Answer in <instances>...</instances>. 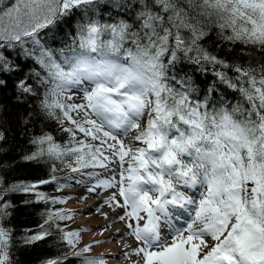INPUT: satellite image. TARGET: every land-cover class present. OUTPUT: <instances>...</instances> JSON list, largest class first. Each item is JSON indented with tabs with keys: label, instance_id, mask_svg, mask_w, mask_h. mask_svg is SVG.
Here are the masks:
<instances>
[{
	"label": "snow or ice",
	"instance_id": "6c2138e0",
	"mask_svg": "<svg viewBox=\"0 0 264 264\" xmlns=\"http://www.w3.org/2000/svg\"><path fill=\"white\" fill-rule=\"evenodd\" d=\"M213 29L217 47L264 54V0H0V91L11 84L32 109L20 159L46 169L10 180L0 162V264H25L49 241L59 251L39 264H107L92 254L105 241L81 246L88 229L66 223L76 213L55 207L68 198L48 185L104 194L99 232L115 228L127 264H264V62L214 54L203 43ZM187 65L238 97L202 88ZM34 120L68 139L30 133ZM36 205L41 222L18 228L19 210Z\"/></svg>",
	"mask_w": 264,
	"mask_h": 264
},
{
	"label": "trees",
	"instance_id": "16d2710c",
	"mask_svg": "<svg viewBox=\"0 0 264 264\" xmlns=\"http://www.w3.org/2000/svg\"><path fill=\"white\" fill-rule=\"evenodd\" d=\"M204 46L207 47L214 54L226 58L229 62H237L247 64L249 60L255 65L257 60L264 62V54L257 52L254 48L246 47L242 44L229 45L222 44L217 47V38L215 36V29H213V35L206 39ZM231 48V51L228 49ZM243 49V52H242ZM247 53H251V56ZM186 68L194 75V79H197L201 87L206 89L210 86H215L217 97L226 96L229 100H233L238 97V93L233 92L227 88L226 85L220 83L211 70L207 74H201L195 70L194 65H187ZM229 75H235L231 69L227 70ZM33 105L38 103L37 100L31 102ZM0 104L4 105V112L2 118L4 121V128L7 130V141L0 145V162L4 165V172L8 179L17 180H33L37 177L44 176L46 169L38 166L34 163H25L20 157L23 154L22 150L28 147L27 136L21 135V124L19 123L27 112L31 111L28 106H21L17 103L11 84L9 87L0 91ZM29 131L40 133L41 131L51 132L56 140L63 143L68 139L67 133L60 131L59 126L55 121L50 120H34L29 125ZM57 175H63V173H57ZM54 185L46 186L45 190L53 195H62V192H55ZM13 199L19 203L20 200L25 199L24 196H13ZM57 208H63L62 205H56ZM44 205L30 206L28 208H21L16 214L13 223L19 227H35L41 222L40 212L43 210ZM64 209V208H63ZM69 224V222H66ZM51 245V246H50ZM57 247L52 241L41 243L34 248L28 250L21 259L25 264H39V261L46 257H54L58 253ZM68 264H79L78 260L70 259Z\"/></svg>",
	"mask_w": 264,
	"mask_h": 264
},
{
	"label": "rangeland",
	"instance_id": "374dc122",
	"mask_svg": "<svg viewBox=\"0 0 264 264\" xmlns=\"http://www.w3.org/2000/svg\"><path fill=\"white\" fill-rule=\"evenodd\" d=\"M80 95H82V94L78 93L77 98L75 100L76 103L80 102L79 101ZM62 193H63L62 194L63 196L68 198L67 202L62 204V207L64 209L73 210L76 213V215H74L73 218L70 221H68L69 222L68 225L72 229H88L87 231H81V233H80L81 238H82L81 239V246L83 244L91 243L93 240L91 239L92 237H90V236H94V235L100 233L99 230L103 226H92V227L88 226V225L94 224V222H88V221L91 220L90 218L93 216L95 211L92 209L83 208L85 206L77 205L83 201V200L79 199V197L81 196L80 194L86 193V188H84L82 186H78V185H73L71 187L64 188ZM85 238H87V239H85ZM110 241H111V239H108L104 243L94 244L92 254L98 255V254L103 253L107 257V264H121L122 263V260H121L122 257H119V255H114V256L111 255L110 256L107 252V249L105 250L106 245L112 243Z\"/></svg>",
	"mask_w": 264,
	"mask_h": 264
},
{
	"label": "bare ground",
	"instance_id": "6f19581e",
	"mask_svg": "<svg viewBox=\"0 0 264 264\" xmlns=\"http://www.w3.org/2000/svg\"><path fill=\"white\" fill-rule=\"evenodd\" d=\"M78 94H76L77 96ZM80 101V99H79ZM86 193H83V194H80V195H84ZM103 195L104 194H101L100 196H97V195H90L88 197V199L86 200H83L81 203L77 204V205H82V206H85L83 208H86V209H92L94 210V208L100 204L101 200L103 199ZM104 211H108L107 208L104 209ZM91 220L88 221V222H94L93 225H88L90 227L92 226H104L105 224L108 223V221H106L101 215H99L97 212H94L93 216L90 218ZM111 219V217H110ZM116 228H121L123 229V225L120 224V223H117L115 225ZM115 228H111L109 229V231L105 232L103 234V236L100 235V233L94 235V236H90L92 237L91 239L94 240H108V239H111L110 242H112L111 244H108L106 245L105 247V250L107 249V252L108 254H111V255H119V257H122V263L121 264H127V261L125 259H123V252L121 250V247H120V244L117 243V238L115 237ZM88 238V237H87ZM85 238V239H87ZM105 240V241H106ZM129 243H134L130 238H128V241ZM107 254V253H106ZM110 255V256H111ZM113 260V259H112ZM115 260V259H114Z\"/></svg>",
	"mask_w": 264,
	"mask_h": 264
}]
</instances>
